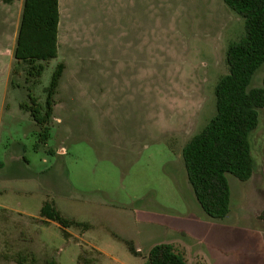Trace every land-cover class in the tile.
Segmentation results:
<instances>
[{
    "label": "rangeland",
    "instance_id": "1",
    "mask_svg": "<svg viewBox=\"0 0 264 264\" xmlns=\"http://www.w3.org/2000/svg\"><path fill=\"white\" fill-rule=\"evenodd\" d=\"M21 6L0 1V252L146 264L150 247L170 243L187 264H264V108L250 135L253 176L227 175L224 219L203 213L181 159L215 114L214 87L243 19L223 0H60L56 58L32 86L16 67L10 86ZM59 62L50 137L35 148L39 128L21 105L44 102ZM46 198L91 227L68 228L66 239L40 221Z\"/></svg>",
    "mask_w": 264,
    "mask_h": 264
},
{
    "label": "trees",
    "instance_id": "2",
    "mask_svg": "<svg viewBox=\"0 0 264 264\" xmlns=\"http://www.w3.org/2000/svg\"><path fill=\"white\" fill-rule=\"evenodd\" d=\"M0 1L11 4L16 0ZM223 3L243 19L244 33L226 49L227 73L214 87V116L181 148L186 179L201 210L212 220H222L229 212L227 175L242 182L252 177L254 160L250 135L257 128L260 111L264 108V73L261 87H249L252 76L264 68V0H223ZM59 23V0H22L12 51L15 64L10 86L14 85L13 77L18 75L16 67L22 68L29 86L37 84L45 66L57 56ZM63 70L64 64L57 63L44 89L46 95L42 104H36L30 98L32 105H21L39 128L35 148L45 144L50 137L54 96ZM39 217L44 223L55 222L66 239L69 238L68 228L83 232L91 227L87 222L64 217L53 200L47 198L41 204ZM261 217L264 221L263 214ZM125 243L133 255L140 256L132 241L125 240ZM8 248L0 252V258L13 264H59L54 256L39 263L33 253L11 252ZM86 254L82 251L78 255L77 264L97 262V258ZM145 259L146 264H187L170 243L153 245Z\"/></svg>",
    "mask_w": 264,
    "mask_h": 264
},
{
    "label": "crops",
    "instance_id": "3",
    "mask_svg": "<svg viewBox=\"0 0 264 264\" xmlns=\"http://www.w3.org/2000/svg\"><path fill=\"white\" fill-rule=\"evenodd\" d=\"M59 11H60V0H59ZM253 160H254V159H253ZM254 166H255V162H254ZM254 170H255V169H254ZM254 173H255V171H254ZM252 176H253V175H252ZM187 233H190V235L194 236V235H193V231H191V232L188 231Z\"/></svg>",
    "mask_w": 264,
    "mask_h": 264
}]
</instances>
